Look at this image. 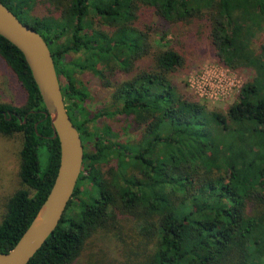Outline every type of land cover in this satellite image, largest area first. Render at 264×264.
<instances>
[{
	"label": "trees",
	"instance_id": "trees-1",
	"mask_svg": "<svg viewBox=\"0 0 264 264\" xmlns=\"http://www.w3.org/2000/svg\"><path fill=\"white\" fill-rule=\"evenodd\" d=\"M0 3L47 43L84 150L63 217L27 264H73L97 234L122 251L92 252L85 264H264V0H47L45 17L29 14L32 0ZM175 26L198 30L219 64L253 72L225 112L176 80L184 51L164 41L167 30L153 37ZM0 59L24 96L18 106L0 102V135L22 139V188L0 221L6 253L46 199L60 148L23 55L1 36ZM82 71L111 89L108 111L85 110ZM105 116H121L140 137L91 131Z\"/></svg>",
	"mask_w": 264,
	"mask_h": 264
},
{
	"label": "rangeland",
	"instance_id": "rangeland-1",
	"mask_svg": "<svg viewBox=\"0 0 264 264\" xmlns=\"http://www.w3.org/2000/svg\"><path fill=\"white\" fill-rule=\"evenodd\" d=\"M46 1L32 0L29 14L37 17L48 15ZM158 28L159 30L153 34L154 39L159 41L163 37L164 30H167L164 41H171L175 47L185 53L187 67L176 77V80L186 82L188 91L210 108L225 112L227 107L235 102L241 86L252 79L253 72L246 68L233 71L219 64L207 40L193 27ZM258 41H264V29L258 33ZM73 57L75 56L68 59L71 60ZM75 76L83 83L88 94L84 102L85 110L90 114L101 110L108 111L111 89L102 88L98 79L89 71L77 72ZM23 100L24 96L15 78L0 59V102L18 106ZM104 125L112 127L120 141L130 142L140 137V130L134 129L132 124L123 120L121 116L101 117L91 125L90 129L95 131ZM21 146L22 139L19 134L10 137L0 135V221L5 213L8 197L22 188L19 178ZM89 187L86 182L82 184L83 189ZM101 250L105 251L108 257H117L122 251V245L116 239H108L97 234L73 264H85L90 253Z\"/></svg>",
	"mask_w": 264,
	"mask_h": 264
},
{
	"label": "water",
	"instance_id": "water-1",
	"mask_svg": "<svg viewBox=\"0 0 264 264\" xmlns=\"http://www.w3.org/2000/svg\"><path fill=\"white\" fill-rule=\"evenodd\" d=\"M0 36L23 55L59 141V166L53 185L38 213L15 246L0 253V264H27L58 226L77 184L83 146L63 101L54 61L47 43L0 3Z\"/></svg>",
	"mask_w": 264,
	"mask_h": 264
},
{
	"label": "flooded vegetation",
	"instance_id": "flooded-vegetation-1",
	"mask_svg": "<svg viewBox=\"0 0 264 264\" xmlns=\"http://www.w3.org/2000/svg\"><path fill=\"white\" fill-rule=\"evenodd\" d=\"M66 106L70 109V104H69V103H67ZM77 113H78L77 110H74V114H73V115H75V114H77ZM67 114H68V113H67ZM68 116H69V118H70L72 124L75 126V122L73 121L72 115H71V114H68ZM83 152H84V150H83Z\"/></svg>",
	"mask_w": 264,
	"mask_h": 264
}]
</instances>
